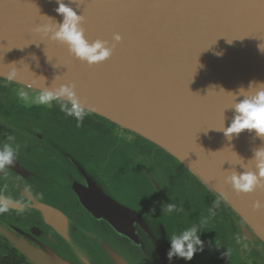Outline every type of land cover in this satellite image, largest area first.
<instances>
[{"label": "water", "instance_id": "1", "mask_svg": "<svg viewBox=\"0 0 264 264\" xmlns=\"http://www.w3.org/2000/svg\"><path fill=\"white\" fill-rule=\"evenodd\" d=\"M60 2L84 16L89 41L115 43L113 34L122 36L108 60L89 66L36 31L62 22ZM260 48L264 0H0V78L38 92L75 84L87 110L175 157L239 217L244 235L264 247V209L252 208L264 192L238 194L225 182L243 165L254 169V151L264 147V138L244 130L228 139L217 130L233 119L232 93L264 82ZM81 196L96 222L123 239L147 232L160 246L169 235L161 222L144 219L102 188ZM25 253L34 264H74L34 249Z\"/></svg>", "mask_w": 264, "mask_h": 264}, {"label": "flooded vegetation", "instance_id": "2", "mask_svg": "<svg viewBox=\"0 0 264 264\" xmlns=\"http://www.w3.org/2000/svg\"><path fill=\"white\" fill-rule=\"evenodd\" d=\"M40 93L0 78V148L16 149L13 164L0 170V203H8L0 212V264H34L26 249L74 264H116L112 255L120 264H264V249L244 235L239 217L175 157L89 110L78 121L56 101L35 103ZM45 118L52 127L41 124ZM89 188L161 222L168 237L159 246L147 232L136 240L117 236L83 207L81 192ZM172 202L180 210L168 213L164 205ZM193 225L202 250L169 260L170 236Z\"/></svg>", "mask_w": 264, "mask_h": 264}, {"label": "clouds", "instance_id": "3", "mask_svg": "<svg viewBox=\"0 0 264 264\" xmlns=\"http://www.w3.org/2000/svg\"><path fill=\"white\" fill-rule=\"evenodd\" d=\"M56 12L63 17L61 23L57 25H42L36 29L42 36L50 40L61 42L68 47L69 53L75 58L86 62L89 66L108 60L116 47V44L122 40L120 34H113L110 43L108 40L96 39L89 41L85 36V29L82 27L84 16L78 15L70 6L64 3H58ZM261 51L264 49L260 48ZM15 76V72L7 77L11 80ZM251 90V91H250ZM232 93V92H230ZM21 98H26L25 93H21ZM233 103L231 109L234 111L233 119L229 126L217 130L223 131L228 139L238 136L242 131H255L256 135L264 138V82H253L246 90L241 87L236 93H232ZM53 101L59 103L61 111L68 116H74L78 121L83 120L87 115L85 103L77 96L75 92V84L62 83L53 89H46L36 98L35 103L50 105ZM9 141H13L14 137L9 136ZM16 149L11 143H5L0 148V170L7 168L14 162ZM254 169L248 165H243L242 172L233 171L225 177V182L230 184L232 189L238 194H251L260 190L264 192V147H260L254 151L252 158ZM221 201L217 199L214 205L219 207ZM253 210L264 209V201L256 200L252 204ZM164 210L168 213L179 211L177 204L167 203ZM8 211V203L5 201L0 203V212ZM214 214V213H213ZM170 248L167 252L169 260L173 256L191 260L197 253L198 246L202 242L198 235L197 226L185 228L182 232L171 235L169 238Z\"/></svg>", "mask_w": 264, "mask_h": 264}, {"label": "rangeland", "instance_id": "4", "mask_svg": "<svg viewBox=\"0 0 264 264\" xmlns=\"http://www.w3.org/2000/svg\"><path fill=\"white\" fill-rule=\"evenodd\" d=\"M44 127H47V128H50V127H52V122L51 121H49V120H47L46 118L42 121V123H41ZM74 140H76V141H78V137H76ZM117 157L119 156V154H122V153H114ZM104 156H106V157H108L110 154H103ZM115 156V157H116ZM116 157V158H117ZM112 159H114V157H111ZM119 158V157H118ZM117 158V159H118ZM119 160V159H118ZM118 163V162H117ZM118 165H119V163H118ZM120 166V165H119ZM121 172H122V176H123V174H124V169H123V167L121 168V170H120ZM123 182H124V179H123ZM120 183V182H119ZM120 185L122 186V187H124V185H122L121 183H120ZM259 245H260V243H259ZM261 246V245H260ZM263 249H264V247L263 246H261Z\"/></svg>", "mask_w": 264, "mask_h": 264}]
</instances>
